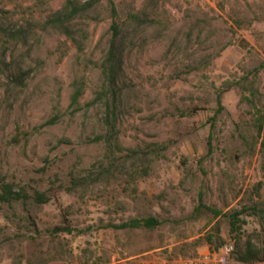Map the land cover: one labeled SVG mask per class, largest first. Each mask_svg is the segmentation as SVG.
Segmentation results:
<instances>
[{
	"label": "rangeland",
	"instance_id": "rangeland-1",
	"mask_svg": "<svg viewBox=\"0 0 264 264\" xmlns=\"http://www.w3.org/2000/svg\"><path fill=\"white\" fill-rule=\"evenodd\" d=\"M114 1L126 37L115 95L99 67L105 1L77 50L35 24L63 0H0L3 26H35L7 52L30 69L24 86L0 64V181L30 195L0 202V264L192 256L228 241L237 260L248 241L264 248V0ZM35 190L50 199L36 203ZM147 215L160 224L111 226ZM64 216L70 232L58 230Z\"/></svg>",
	"mask_w": 264,
	"mask_h": 264
},
{
	"label": "trees",
	"instance_id": "trees-1",
	"mask_svg": "<svg viewBox=\"0 0 264 264\" xmlns=\"http://www.w3.org/2000/svg\"><path fill=\"white\" fill-rule=\"evenodd\" d=\"M105 1L108 7L109 17L112 19L110 28L112 30L111 36L108 39V47L105 53V56L99 65L101 73L106 81L107 90L109 89L114 95L116 91L114 90L116 84L118 83V78L122 72V57L124 51V38L123 29L117 22V7L114 0H63V3L60 8L50 12L42 21H38L36 26L42 31H56L64 35L68 40H70L77 50H82L84 43L88 38L89 32L87 29L88 21L98 19V8L101 6L102 2ZM0 12L4 10L0 7ZM34 24L27 22L24 24L15 23L13 26H3L0 23V64L1 66L8 67V70H12L9 66H14L13 80L14 84L17 86H24L25 80L30 73L29 68H24L21 64L11 65L15 63V59L12 57L9 62L10 65L6 62L8 58L9 44L13 43L16 46L19 43L27 44L28 39L31 33H34L35 28ZM31 50L29 46L27 52ZM85 90V81L83 78H75L72 82V91L69 98V106L73 107L74 110L79 108L80 99L84 94ZM220 93L218 94V103H219ZM92 100L91 102H93ZM108 109L113 104L107 103ZM264 115H261V119L258 123V131L263 134L262 146H264V129L262 125ZM106 122L111 125L110 130H114L115 122L108 119L109 112L106 113ZM56 120V115L52 116L45 121L44 124L53 123ZM113 133V131H112ZM112 141L116 138V135L113 134ZM111 139L107 140V143L111 144ZM30 197L24 189L14 190L11 183H5L0 181V202L10 203L12 201H17L20 199H26ZM32 199L36 203H44L50 199V196L44 191L35 190ZM208 208V207H207ZM211 210V209H210ZM214 215H218L219 211L213 210ZM239 212H234L231 214V227L236 226L238 221ZM64 225L58 227V230H63L66 232L72 231L68 223V219L64 216L62 218ZM160 224V221L152 216L147 215L145 217H131L120 223L113 224L114 228L122 229H137V228H146L153 229ZM207 241L211 242V236L207 237ZM215 248L217 246H210ZM264 259V248H259L251 242H246L242 250H238L237 260L243 262H251L254 260Z\"/></svg>",
	"mask_w": 264,
	"mask_h": 264
},
{
	"label": "built area",
	"instance_id": "built-area-1",
	"mask_svg": "<svg viewBox=\"0 0 264 264\" xmlns=\"http://www.w3.org/2000/svg\"><path fill=\"white\" fill-rule=\"evenodd\" d=\"M234 250L233 242L228 241L215 248L208 247L192 256L163 257L147 252L137 257H129L127 260L115 261L110 264H264V259L249 263L235 260L233 258Z\"/></svg>",
	"mask_w": 264,
	"mask_h": 264
}]
</instances>
